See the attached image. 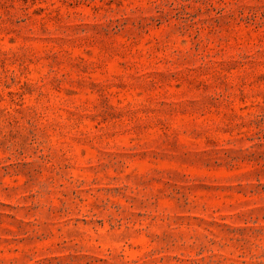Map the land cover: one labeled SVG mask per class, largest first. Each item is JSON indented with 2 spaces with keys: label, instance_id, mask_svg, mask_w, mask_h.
Instances as JSON below:
<instances>
[{
  "label": "rangeland",
  "instance_id": "obj_1",
  "mask_svg": "<svg viewBox=\"0 0 264 264\" xmlns=\"http://www.w3.org/2000/svg\"><path fill=\"white\" fill-rule=\"evenodd\" d=\"M0 264H264V0H0Z\"/></svg>",
  "mask_w": 264,
  "mask_h": 264
}]
</instances>
